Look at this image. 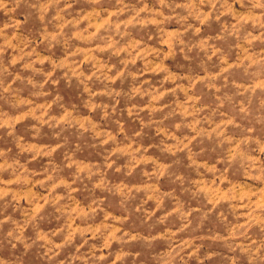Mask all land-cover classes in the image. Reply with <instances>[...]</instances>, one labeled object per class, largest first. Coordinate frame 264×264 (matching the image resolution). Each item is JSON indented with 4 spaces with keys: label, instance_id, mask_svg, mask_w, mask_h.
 <instances>
[{
    "label": "clouds",
    "instance_id": "clouds-1",
    "mask_svg": "<svg viewBox=\"0 0 264 264\" xmlns=\"http://www.w3.org/2000/svg\"><path fill=\"white\" fill-rule=\"evenodd\" d=\"M77 2L0 0L7 17L0 26V100L8 107L0 109V264H264V0H85L88 11L73 14ZM173 24L177 30L166 32ZM213 25L215 34L205 35L202 26ZM165 37L167 51L149 46ZM73 49L86 51L85 61ZM177 50L187 63L176 71L186 76L170 74L164 64ZM134 52L143 61L139 69L133 67ZM104 55L107 60L97 59ZM112 57L117 60L110 64ZM195 69L205 74L203 85H218L223 105V115L215 103L197 112L201 126L213 116L225 121L210 135L197 132L199 151L183 144L187 167L205 178L212 208L200 199L204 185L167 165L148 175L169 176L197 208H184L174 190L166 197L176 202L172 212L157 204L163 215L146 212L144 231L125 230L124 220L142 206L129 211L131 196L121 193L120 227L107 217L98 226L89 224L85 215L97 214L102 197L121 191L110 177L130 171L117 160L125 157L133 168L155 163L144 156L146 149L133 146L144 129L174 138L166 122L177 109L165 102L162 89L168 81L194 83ZM157 72L163 80L139 79ZM126 80L127 88L116 87ZM102 98L107 103L97 102ZM126 119L138 121L139 129H129ZM26 120L25 133L37 143L47 129V148L27 145L17 129ZM183 127L181 121L174 130ZM164 144L163 152L180 150ZM57 150L62 160H56ZM29 151L32 159L49 158L43 179L20 163ZM84 151L99 162H79L77 154ZM197 159L206 164L197 165ZM77 190L91 200L84 215L73 211ZM77 218L86 226H73Z\"/></svg>",
    "mask_w": 264,
    "mask_h": 264
},
{
    "label": "rangeland",
    "instance_id": "rangeland-1",
    "mask_svg": "<svg viewBox=\"0 0 264 264\" xmlns=\"http://www.w3.org/2000/svg\"><path fill=\"white\" fill-rule=\"evenodd\" d=\"M88 11V5L85 0H78L76 4L73 5V14L80 11ZM4 22H7V17L0 12V26ZM81 23L87 27L86 21H81ZM203 32L205 35L215 34L216 28L215 26L203 27ZM95 31V29H91ZM177 30V26L175 24L170 25L165 29L166 32H175ZM168 37H165L163 40L154 38L153 41H149V46H155L159 49H163L167 51L169 45L165 42ZM93 47H96L93 45ZM74 53L79 55L81 61H85V56L87 55L86 51L81 50L77 52L76 49H73ZM139 51V49L135 50ZM56 54H60L59 48L55 50ZM44 53H41V57H43ZM124 54L121 53V56ZM97 59L107 60L108 56H98ZM134 65L133 67L139 69L143 66V61L140 56L133 54ZM117 58L112 57L110 64L116 62ZM45 64L47 61L44 62ZM187 63L183 59V54L177 50L176 56L172 59H165L164 64L167 65L169 69V73L172 75L179 74L181 76L188 75L187 72H179L177 73L176 69L178 64ZM87 67L86 65H82ZM37 67L43 68L44 65H37ZM155 67V65H153ZM193 67H195L193 65ZM27 74V73H25ZM195 74L199 77L194 83L189 84L188 81L182 80L179 84L173 83L172 81H168L167 87L162 89L166 92V103H173L177 109L176 116L172 117L170 121H167L166 124L169 126V131L172 133V137H166L163 132L157 133L155 128H145L143 132V136L139 138V144L133 145L134 147H142L146 149L144 156L148 158L150 161H155L154 164L150 163H137L135 167H131L127 163V159L125 157H121L117 160L118 165H124L126 168L130 169V171L126 174V177L119 178L117 176H111L109 179V183H114L115 185H122L120 192L114 193H106L102 198L104 199V203L101 204L99 209H96V215L92 216L89 219L85 215V219L89 224L95 223L97 226L101 221H104L107 217V220L113 224L115 227H120V219L123 215L120 202L122 201L121 193L131 196V199L127 201V208L129 211L135 209L138 205L142 206L141 212L131 211V214L128 215V219L124 220V229L128 230L129 228L144 231V227L141 225V220L146 212H151L153 217L157 214L163 215L160 212V209L156 207L157 204H162L169 212H172L173 209L177 206L176 202L172 201L170 198H166L167 194L173 193L175 190V194L179 197V202L184 208L195 209L197 208V204L186 196H182L179 192V187L175 185L169 176H160L158 180H156L153 176L148 174L154 173L157 169L167 170V165H172V171L181 175H188L193 184H201L204 185V193L200 199L206 204L207 208H212V204L207 201V197L209 196L210 190L204 184V177L198 178V173L192 172L187 167L190 163L189 161V153L184 149L183 144H187L188 148L192 149L193 152L199 151L198 140L200 137H197V132L205 135H210L212 131L216 128L217 125H224V120L220 116H213L208 123H205L201 126L200 117L196 116L197 112L207 111V106L213 105L214 103L217 105H221L222 107V115H223V105L220 100H217V97L220 95L217 92V87H208L201 83V80L204 77V73L200 72L199 69H195ZM139 79L152 80V81H160L163 80V74L157 72L153 73H144L142 77ZM130 81H125L123 85H121L118 81L116 82V87H124L127 88ZM178 90V91H177ZM195 92L196 96H193L192 93ZM27 90H25L22 95H27ZM196 97H199L197 99ZM98 103L104 102L107 103V98H102L97 101ZM130 106V105H129ZM193 106V107H190ZM117 107H121V105H117ZM144 107V105H141ZM193 108L195 111H193ZM0 109L7 111L8 107L4 103L3 100H0ZM125 116L127 113L125 112ZM195 116V118H193ZM181 121L184 122V127L181 128L178 132L175 131V125L180 124ZM29 121L26 120L21 124L17 125L18 133L20 135H24L25 141L28 146L35 147L38 150H44L50 144V136L47 132V129H44V135L41 136L40 142L37 143L30 136L25 133V129L28 126ZM125 124L129 129H139V122L134 120H125ZM228 131L235 134V130L232 129L231 126L227 129ZM165 141L163 146L171 147L174 144H178L180 150L177 151L174 155L168 152L161 151V141ZM182 141V143H181ZM207 143V141H204ZM149 145H156L157 147H149ZM54 146V145H53ZM16 149L13 148L12 155H15ZM34 155L33 152L29 151L24 153L21 156L20 163L26 167V169L33 173L35 176H38L40 179H43V175H41V170L46 168L49 158L47 156H39L37 155L35 159H32ZM54 156L57 161L62 160L63 156L57 150L54 153ZM78 161L83 164L89 163H98L99 158L95 155L90 156L88 151H84L77 154ZM139 159V157H137ZM175 162V163H174ZM197 165H205L206 161L197 159L195 161ZM223 183V178H221V184ZM76 203L73 204V211L79 213L80 215H84L90 211L87 205L91 204V200L88 199L87 193L80 192L77 190L74 194ZM23 203V201H22ZM94 207V206H93ZM217 207H222V205H217ZM103 209V211H101ZM215 211V209H213ZM243 213V209H239ZM246 215V213L244 214ZM115 218V219H114ZM191 218V215L190 217ZM73 226L75 227H85L86 225L81 223L80 219H74L71 221ZM241 223H243V219H241ZM206 225L211 224V218L205 221ZM160 227L159 225L157 226ZM184 239H188L189 237L184 236Z\"/></svg>",
    "mask_w": 264,
    "mask_h": 264
}]
</instances>
